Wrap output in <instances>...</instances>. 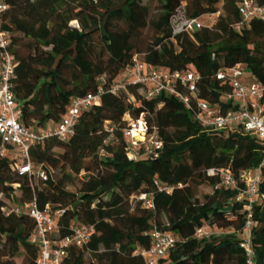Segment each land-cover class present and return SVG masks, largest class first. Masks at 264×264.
<instances>
[{
  "label": "trees",
  "instance_id": "16d2710c",
  "mask_svg": "<svg viewBox=\"0 0 264 264\" xmlns=\"http://www.w3.org/2000/svg\"><path fill=\"white\" fill-rule=\"evenodd\" d=\"M240 2L0 0L7 6L1 28L16 62L12 91L24 126L39 131L61 124L72 101L97 94L98 79L106 76L99 103L82 111L68 142L50 139L31 150L33 163L45 165L46 182L20 176L0 157V264H18L19 257L23 264H37L40 252L31 242L36 223L24 211L15 212L33 201L40 209L49 205L52 213L62 212L54 239L71 237L75 224L93 229L90 242L69 246L61 264H147L141 252L150 250L155 230L180 237L157 264H248L241 244L249 210L236 202L238 190L219 187L220 178L208 175L211 169L229 170L241 190L260 169L251 247L252 264H264V141L238 128L213 132L195 118L196 100L222 113L237 109L225 102L231 86L217 79L220 71L240 66L247 76L243 82L264 86V20L254 18L235 30ZM220 5L223 14L212 27L174 35L172 19L181 7L187 17L201 20L220 13ZM135 58L148 69L199 75L193 107L166 94L146 98L140 85L113 95L110 87ZM127 116H143L163 148L141 146L130 159L122 134ZM110 128L115 140L107 144ZM60 168L86 177L78 194L52 177L50 169ZM202 186L212 194L201 201ZM141 195L153 208L139 200ZM203 227L210 237L196 236Z\"/></svg>",
  "mask_w": 264,
  "mask_h": 264
},
{
  "label": "built area",
  "instance_id": "2783aa9c",
  "mask_svg": "<svg viewBox=\"0 0 264 264\" xmlns=\"http://www.w3.org/2000/svg\"><path fill=\"white\" fill-rule=\"evenodd\" d=\"M6 10L7 6L0 4V16ZM239 12L241 20L235 25L237 31H241L254 18L264 20V5L259 6L253 0H241ZM206 27L200 19L187 17L185 11L182 17H179L177 13L172 19L174 35L194 33ZM0 48L2 49L0 56V157L9 159L12 163V169L20 176L28 177L34 182H46L49 176L45 165L33 163L31 150L43 147L46 141L50 139L68 142L74 135V127L82 111L99 103L101 94L105 91L103 84L106 82V76L98 79L100 87L97 94H89L84 98H77L72 101L61 124L38 131L24 126L21 122V111L12 91L13 82L16 79V62L10 51L8 34L1 28V19ZM216 77L231 86V92L225 96V102H232L237 105V109L222 113L209 103L196 100V120L203 127L213 132L238 128L244 134L257 136L264 141V86L254 80L243 82L247 76L240 66H236L229 72L220 71ZM198 80L199 75L197 74H169L163 70L148 69L135 58L133 65L123 73L120 82L114 83L109 91L113 95H118L122 91H126L130 84L140 85L146 98L166 94L175 97L188 108H192L193 99L197 97L198 93ZM126 119L127 126L122 130V134L129 143L130 159L134 157L130 144L135 149L141 146H150L155 152L163 148V142L160 140L156 128L150 131L143 116L138 120H133L129 116ZM107 125L110 126V123ZM108 132L110 136L106 141L107 144L115 140L114 129L110 128ZM104 153L105 150H102L101 154ZM156 154L155 156H157ZM263 166L264 158L261 167ZM208 175L220 178L219 187L238 190L239 194L236 197V202L244 203L249 210L245 220L241 247L248 255V264H252L254 255L251 247L252 230L254 228L252 207L257 202L260 169L253 178L248 180L245 190L240 189L238 181L227 169H211L208 171ZM165 190L169 192L168 189ZM0 198H2L1 194ZM139 200L145 202L148 208H153V202L148 199L147 195H141ZM4 210L6 211V209ZM21 211L29 214L36 223V232L31 242L37 245L40 252L37 264H61L69 246L83 247L91 240L93 229L80 224L71 227V237L54 239L59 229L57 218L62 215V212L52 213L49 205L40 209L36 201H33L26 204L24 210H15L17 214H20ZM196 236L198 238H208L211 236V230L208 227H203L196 231ZM151 237L152 246L150 250L141 252L146 258L147 264H157L180 241L178 235L163 233L159 230H155Z\"/></svg>",
  "mask_w": 264,
  "mask_h": 264
},
{
  "label": "rangeland",
  "instance_id": "374dc122",
  "mask_svg": "<svg viewBox=\"0 0 264 264\" xmlns=\"http://www.w3.org/2000/svg\"><path fill=\"white\" fill-rule=\"evenodd\" d=\"M153 7H155V4L153 5ZM220 9V13L214 14V15H208L204 18L201 19V22L207 26V27H212L219 19V16L221 14H223L222 11V5L219 6ZM152 14H154V11L152 12ZM184 14V6L181 7L178 11V15L179 17H182V15ZM141 94H143V91H141ZM130 100L135 103V99L134 98H130ZM130 149L132 151V153H134V151L136 150L135 148L132 147V145L130 144ZM56 154H62L64 151L62 149H55ZM146 157H148L146 155ZM50 172L52 174V177L55 180H63L65 187L68 191L73 192L78 194L81 188V184L83 182V180L86 178L84 176H73L67 169H58V170H54V169H50ZM66 176H68V178H66ZM38 184V183H36ZM16 194L18 197L21 196V192L19 190L16 191ZM212 194V189L209 187H205L202 186L198 189L197 192V198H199L201 201L203 200L204 196L206 195H210ZM212 233H214V230H212ZM216 233V232H215ZM16 262L18 264H23L24 259L23 257H19Z\"/></svg>",
  "mask_w": 264,
  "mask_h": 264
}]
</instances>
